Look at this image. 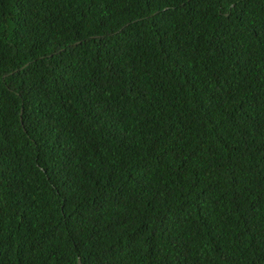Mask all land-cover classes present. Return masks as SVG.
<instances>
[{"label": "trees", "instance_id": "obj_1", "mask_svg": "<svg viewBox=\"0 0 264 264\" xmlns=\"http://www.w3.org/2000/svg\"><path fill=\"white\" fill-rule=\"evenodd\" d=\"M264 264V0H0V264Z\"/></svg>", "mask_w": 264, "mask_h": 264}, {"label": "water", "instance_id": "obj_2", "mask_svg": "<svg viewBox=\"0 0 264 264\" xmlns=\"http://www.w3.org/2000/svg\"><path fill=\"white\" fill-rule=\"evenodd\" d=\"M77 263L79 264V261Z\"/></svg>", "mask_w": 264, "mask_h": 264}]
</instances>
